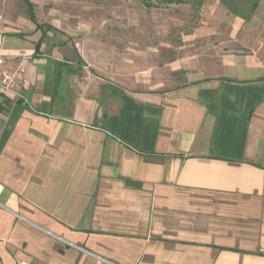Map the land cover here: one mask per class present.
I'll return each instance as SVG.
<instances>
[{
    "label": "crops",
    "instance_id": "0c3cea01",
    "mask_svg": "<svg viewBox=\"0 0 264 264\" xmlns=\"http://www.w3.org/2000/svg\"><path fill=\"white\" fill-rule=\"evenodd\" d=\"M7 17L29 84L0 92V264H264V1L204 4L212 46L132 88Z\"/></svg>",
    "mask_w": 264,
    "mask_h": 264
},
{
    "label": "rangeland",
    "instance_id": "374dc122",
    "mask_svg": "<svg viewBox=\"0 0 264 264\" xmlns=\"http://www.w3.org/2000/svg\"><path fill=\"white\" fill-rule=\"evenodd\" d=\"M28 1L36 23L51 27L57 41L72 44V40L82 41L84 56L100 66L98 74L105 76L103 69H112L119 79L129 78L125 84L131 88L138 85L140 77L153 76L155 70L161 71V77L180 83L181 72L170 73L169 63L184 59L190 52L201 54L203 48H210L217 39L203 43L196 40L197 35H202V6L213 3L227 9L219 0ZM229 1L237 4V0ZM245 1L240 10L248 14L252 0ZM0 3L4 18L28 19L24 0Z\"/></svg>",
    "mask_w": 264,
    "mask_h": 264
},
{
    "label": "built area",
    "instance_id": "2783aa9c",
    "mask_svg": "<svg viewBox=\"0 0 264 264\" xmlns=\"http://www.w3.org/2000/svg\"><path fill=\"white\" fill-rule=\"evenodd\" d=\"M5 62L0 59V92L15 94L29 83L25 78V70L21 62L9 68H3Z\"/></svg>",
    "mask_w": 264,
    "mask_h": 264
},
{
    "label": "trees",
    "instance_id": "16d2710c",
    "mask_svg": "<svg viewBox=\"0 0 264 264\" xmlns=\"http://www.w3.org/2000/svg\"><path fill=\"white\" fill-rule=\"evenodd\" d=\"M228 10L231 14L235 15L236 17H239L241 19L247 20L251 14L253 13V11L255 10V8L257 7L258 3L260 2V0H252L249 3V12L248 14H245L243 11L240 10V6L245 5L247 2L245 0H237L236 1V5L232 4V1L229 0H219ZM24 3L27 7V14H28V18L32 21L35 22V16L33 13V7L32 4L28 1V0H24Z\"/></svg>",
    "mask_w": 264,
    "mask_h": 264
}]
</instances>
